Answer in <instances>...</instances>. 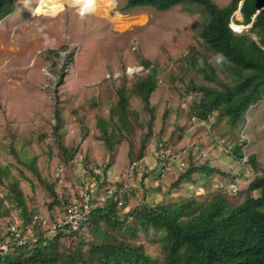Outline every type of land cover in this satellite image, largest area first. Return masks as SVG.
<instances>
[{
  "label": "rangeland",
  "instance_id": "rangeland-1",
  "mask_svg": "<svg viewBox=\"0 0 264 264\" xmlns=\"http://www.w3.org/2000/svg\"><path fill=\"white\" fill-rule=\"evenodd\" d=\"M39 1L15 0L13 12L0 20V169L6 172L0 176V228L21 218L9 196V183L14 181L27 211L53 218L63 213L79 189L94 188L96 174L117 185L132 161L136 168L130 175L131 190L120 213L139 203L172 202L190 195L203 202L212 189L232 182L241 189L264 174L263 101L233 127L215 116L207 121L193 119L191 105L199 95L191 84L208 82L187 56L194 54L200 63L203 56H213L200 37L204 14L198 5L122 9L126 0H115L109 16L89 12L81 16L80 7L65 3L54 15H37ZM213 1L224 5L230 0ZM116 13L124 26L110 19ZM230 26L238 33L250 27L242 23L237 9ZM144 61L156 70V86L147 104L131 90L148 72ZM120 85L128 96L130 122L121 131L113 126L116 115L111 113ZM55 111L60 119L57 130ZM100 119L114 130L111 150L102 137ZM142 141L143 157L132 159ZM236 142L246 162L224 152L227 144ZM160 150L170 158L163 175L156 159ZM252 154L255 165L248 161ZM205 162L216 171L209 176L192 174L172 186L188 163ZM48 186L53 187L55 198L47 196ZM225 196L232 202L243 198L239 191ZM100 226L106 227L104 221ZM134 227L111 232L161 259V232ZM93 229L60 236L53 251L73 255L78 246L86 248V242L97 236Z\"/></svg>",
  "mask_w": 264,
  "mask_h": 264
},
{
  "label": "trees",
  "instance_id": "trees-1",
  "mask_svg": "<svg viewBox=\"0 0 264 264\" xmlns=\"http://www.w3.org/2000/svg\"><path fill=\"white\" fill-rule=\"evenodd\" d=\"M239 2L230 0L218 5L213 0H126L122 8L149 6L164 10L176 4H193L201 8L204 21L200 37L213 56H203L202 63L196 61L194 54L187 56L194 69L208 82L191 84V90L199 95L191 105L192 115L202 121L209 120L211 116L225 119L231 127L239 120L243 121L251 107L264 102V0H243L240 7L242 23L252 24L248 30L240 33L230 26V18ZM14 7L15 0H0V20L13 12ZM219 54L225 60L217 64ZM144 65L149 67V62L144 61ZM220 73H224L225 78ZM155 77V68L149 67L147 74L132 85V92L145 104L155 89ZM116 92L118 99L111 109L116 119L111 118L116 130L121 131L130 125L128 96L123 85ZM55 120L54 130H57L60 125L57 111ZM99 121L102 137L108 150H111L114 130L105 127V120ZM60 147L63 146L60 144ZM143 147L142 141L136 155H131L132 159L143 157ZM226 147L229 148L227 153L236 159L242 155L240 143L227 144ZM248 161L256 164L254 154L248 157ZM31 164H34V159ZM214 171L216 168L207 162L199 166L188 163L172 186H177L182 179H190L192 174L209 176ZM4 172L5 169H0V176L5 175ZM101 176L103 183H106L105 177ZM8 188L10 199L20 209L18 225L23 226L33 213L27 211L17 182H10ZM238 191L243 194L240 201L232 202L225 198V193ZM47 193L49 197H56L52 186L47 187ZM125 197L124 194L120 206L115 197L96 204L73 233L57 231L37 234L30 242L0 256V264H264V174L254 176L243 188L238 186L235 191L231 190L229 184L212 189L203 202L190 195L172 202L139 203L120 213V209L127 205ZM130 219L134 221L133 225L131 221L128 222ZM100 221H104L105 228L100 226ZM122 226L126 230L134 229V226L143 230H159L161 259L147 253L141 244L121 239L111 232ZM89 227L94 228L97 236L86 242V248L78 246L73 255L53 251L55 241L60 236L78 235L83 228Z\"/></svg>",
  "mask_w": 264,
  "mask_h": 264
},
{
  "label": "built area",
  "instance_id": "built-area-1",
  "mask_svg": "<svg viewBox=\"0 0 264 264\" xmlns=\"http://www.w3.org/2000/svg\"><path fill=\"white\" fill-rule=\"evenodd\" d=\"M228 151L229 148L226 147L224 152L226 153ZM165 153V151L160 150L156 155V159H159L160 163V174L162 172L164 174L170 164V158ZM176 159L181 163L180 167L184 165L180 160V154ZM238 160L242 163L246 162L247 156L242 153ZM133 168H136L135 162H132L128 170L120 175V180L117 185L103 183V177L99 176L94 181V188L87 187L79 189L77 196L66 205L63 213L60 215L52 218L39 213H33L29 221L23 226H19L18 223L14 222L4 225L3 228H0V256L10 253L16 246L30 242L39 233L51 234L61 231L64 234H70L77 231L80 223L86 219L89 211L96 204H102L110 197H115L117 204L121 205L123 203V195H126L131 190L129 180ZM229 186L232 191L238 188L235 182L230 183Z\"/></svg>",
  "mask_w": 264,
  "mask_h": 264
},
{
  "label": "bare ground",
  "instance_id": "bare-ground-1",
  "mask_svg": "<svg viewBox=\"0 0 264 264\" xmlns=\"http://www.w3.org/2000/svg\"><path fill=\"white\" fill-rule=\"evenodd\" d=\"M65 3H68L70 6L81 7L80 5L75 4L73 0H40L35 8V13L37 15H54L63 7ZM114 3L115 0H96L94 10L89 13L109 16L108 13ZM118 13H116L115 16L110 17V19L116 24V26L121 27L122 25H125V21Z\"/></svg>",
  "mask_w": 264,
  "mask_h": 264
},
{
  "label": "clouds",
  "instance_id": "clouds-1",
  "mask_svg": "<svg viewBox=\"0 0 264 264\" xmlns=\"http://www.w3.org/2000/svg\"><path fill=\"white\" fill-rule=\"evenodd\" d=\"M77 5H80V15L83 16L86 13L93 11L95 7L96 0H73ZM225 60L222 54L216 57V63L220 64Z\"/></svg>",
  "mask_w": 264,
  "mask_h": 264
},
{
  "label": "water",
  "instance_id": "water-1",
  "mask_svg": "<svg viewBox=\"0 0 264 264\" xmlns=\"http://www.w3.org/2000/svg\"><path fill=\"white\" fill-rule=\"evenodd\" d=\"M242 2H243V0H240V2H239V5H238V8H237V12L238 13H240V7H241V5H242ZM255 16V14L252 16V18ZM251 24H252V22H250L249 24H248V26H251Z\"/></svg>",
  "mask_w": 264,
  "mask_h": 264
}]
</instances>
